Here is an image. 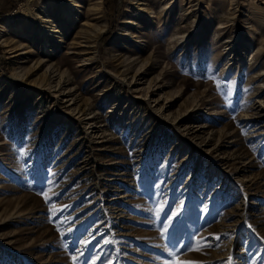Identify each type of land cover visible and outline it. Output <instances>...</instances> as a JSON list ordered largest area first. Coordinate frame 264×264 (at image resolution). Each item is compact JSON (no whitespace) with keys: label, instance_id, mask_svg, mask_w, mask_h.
Masks as SVG:
<instances>
[{"label":"rangeland","instance_id":"rangeland-1","mask_svg":"<svg viewBox=\"0 0 264 264\" xmlns=\"http://www.w3.org/2000/svg\"><path fill=\"white\" fill-rule=\"evenodd\" d=\"M263 71L264 0H0V264H264Z\"/></svg>","mask_w":264,"mask_h":264},{"label":"snow or ice","instance_id":"snow-or-ice-1","mask_svg":"<svg viewBox=\"0 0 264 264\" xmlns=\"http://www.w3.org/2000/svg\"><path fill=\"white\" fill-rule=\"evenodd\" d=\"M24 153H21V155H23ZM181 204H183V201H181ZM177 215V212H173L172 216H169L168 219L171 220L174 216ZM216 239H219V237H215ZM82 243H85L87 244L88 241H82ZM205 246H208L210 247L211 246V241H208L207 244ZM219 246V245H217ZM191 250V249H190ZM76 257H73V260H75ZM232 261H233V257L230 255L228 258H227V264H232ZM189 264H192V262H189Z\"/></svg>","mask_w":264,"mask_h":264},{"label":"bare ground","instance_id":"bare-ground-1","mask_svg":"<svg viewBox=\"0 0 264 264\" xmlns=\"http://www.w3.org/2000/svg\"><path fill=\"white\" fill-rule=\"evenodd\" d=\"M264 74V71L261 73V75H263Z\"/></svg>","mask_w":264,"mask_h":264}]
</instances>
